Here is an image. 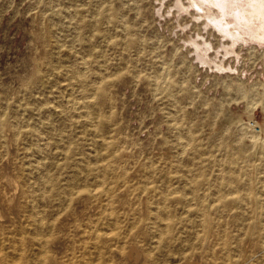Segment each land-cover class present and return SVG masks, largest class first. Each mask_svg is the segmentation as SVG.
<instances>
[{"label": "rangeland", "instance_id": "374dc122", "mask_svg": "<svg viewBox=\"0 0 264 264\" xmlns=\"http://www.w3.org/2000/svg\"><path fill=\"white\" fill-rule=\"evenodd\" d=\"M258 136L262 0H0V264H264Z\"/></svg>", "mask_w": 264, "mask_h": 264}, {"label": "bare ground", "instance_id": "6f19581e", "mask_svg": "<svg viewBox=\"0 0 264 264\" xmlns=\"http://www.w3.org/2000/svg\"><path fill=\"white\" fill-rule=\"evenodd\" d=\"M254 2V1H253ZM252 6V5H251ZM237 10V9H236ZM236 10H235V12H236ZM234 11V10H233ZM239 12V11H238ZM237 13V12H236ZM240 13V12H239ZM235 14V13H234ZM238 14V13H237ZM237 14H235V15H237ZM218 23V22H217ZM225 25V24H224ZM222 26V25H221ZM80 68V67H79ZM82 68V67H81ZM85 71V70H84ZM84 74V73H83ZM163 74V73H162ZM161 79V78H160ZM157 81V80H156ZM93 97V96H92ZM67 99H69V97L67 98ZM77 100V99H76ZM80 100V99H79ZM68 101V100H67ZM76 102V101H75ZM82 102V101H81ZM76 103H78V102H76ZM75 103V104H76ZM82 103H80V105H81ZM74 105V104H73ZM76 107V106H75ZM77 107H79V106H77ZM83 107V106H82ZM86 107V106H85ZM75 109V108H74ZM80 109V108H79ZM87 110V109H86ZM79 111V110H78ZM83 111H85L84 109H83ZM89 113H90V110H89ZM87 114H88V112L86 113V116H87ZM85 116V117H86ZM89 116H91L90 114L88 115V117ZM92 122V121H91ZM247 126V125H246ZM248 128V127H247ZM249 129V128H248ZM192 134H190V136H191ZM254 135V134H253ZM258 138L259 139H257L258 140V147H259V149L261 150V152H264V137L263 138H261L260 136H258ZM181 141V140H180ZM254 143V142H253ZM186 145V144H185ZM184 145V146H185ZM238 146V145H237ZM253 146V145H252ZM247 147V146H246ZM245 148V147H244ZM251 148V147H250ZM238 151V150H237ZM252 155V154H251ZM264 155V154H263ZM244 157V156H243ZM249 157V156H248ZM253 157V156H252ZM261 157V156H260ZM264 157V156H263ZM218 161V160H217ZM258 161V160H257ZM250 162V161H249ZM253 163V162H252ZM255 163V162H254ZM253 163V164H254ZM232 164V163H231ZM247 165H248V162H247ZM252 165V164H251ZM259 164H257V166H258ZM256 166V165H255ZM228 167V166H227ZM260 167V166H259ZM235 169V168H234ZM247 169V168H246ZM203 170V169H202ZM258 170V169H257ZM252 171V170H251ZM254 171H256V170H254ZM202 172V171H201ZM257 172V171H256ZM246 173V172H245ZM254 173V172H253ZM101 174V173H100ZM99 174V175H100ZM98 175V174H97ZM245 175V174H244ZM103 176V175H102ZM202 176V175H201ZM97 177V176H96ZM220 177V176H219ZM231 177V176H230ZM234 179V178H233ZM237 179H238V177H237ZM249 179V178H248ZM244 181V180H243ZM114 182V181H113ZM101 183V182H100ZM99 183V184H100ZM250 183H253L252 181H250ZM255 183V182H254ZM249 184V183H248ZM113 185V184H112ZM250 185V184H249ZM235 186V185H234ZM237 187H238V185H237ZM241 187V186H240ZM250 187V186H249ZM111 188H112V186H111ZM235 188V187H234ZM254 189L255 188H250L247 192H246V194H244V195H241V196H238L236 199H237V201L238 202H241V201H243L244 199H247V200H250V201H252L255 205H260L261 204V200L259 199V196L258 195H256V192H254ZM95 190V189H94ZM237 190V189H236ZM242 190H244V189H241L240 191H242ZM256 190V189H255ZM246 191V190H245ZM257 191V190H256ZM105 194H106V192H105ZM104 196H106V195H104ZM110 196V195H109ZM164 196V195H163ZM224 196V195H223ZM227 196V195H226ZM165 197V196H164ZM109 199L110 198H108V201H109ZM166 199V198H165ZM245 201V200H244ZM264 201V200H263ZM235 202V201H234ZM237 202V203H238ZM201 204V203H200ZM247 204V203H246ZM109 205V204H108ZM232 205V204H231ZM243 205V204H242ZM107 206V205H106ZM246 206V205H245ZM263 206H264V204H263ZM263 206H261V207H263ZM106 208V207H105ZM106 209H108V208H106ZM111 209V208H110ZM217 209V208H216ZM215 209V210H216ZM104 211V210H103ZM161 211V210H160ZM254 213V217L257 219L258 217H259V215L261 214V211H259V210H257V208L253 211ZM35 213V212H34ZM112 213V212H111ZM162 217V216H161ZM201 218V217H200ZM254 218V219H255ZM156 221V220H155ZM201 221V220H200ZM262 221V220H261ZM202 222V221H201ZM256 221H255V223H254V225H253V227L250 229V231L251 232H253L255 229H256ZM239 226V225H238ZM95 227V226H94ZM93 227V228H94ZM153 227V226H152ZM34 228V227H33ZM154 231V230H153ZM164 231V230H163ZM21 240V239H20ZM19 240V241H20ZM151 253V252H150ZM39 255V254H38ZM34 261V260H33ZM192 262V261H191Z\"/></svg>", "mask_w": 264, "mask_h": 264}, {"label": "snow or ice", "instance_id": "6c2138e0", "mask_svg": "<svg viewBox=\"0 0 264 264\" xmlns=\"http://www.w3.org/2000/svg\"><path fill=\"white\" fill-rule=\"evenodd\" d=\"M262 2H264V0H262Z\"/></svg>", "mask_w": 264, "mask_h": 264}]
</instances>
